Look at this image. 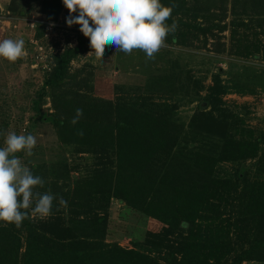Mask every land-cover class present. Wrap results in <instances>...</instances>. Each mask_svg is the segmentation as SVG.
<instances>
[{"label":"trees","instance_id":"obj_1","mask_svg":"<svg viewBox=\"0 0 264 264\" xmlns=\"http://www.w3.org/2000/svg\"><path fill=\"white\" fill-rule=\"evenodd\" d=\"M161 3L173 9L165 21L177 25L166 38L172 45L207 47L210 36L228 27L232 50L238 41L255 40L264 26V0ZM39 4L42 17L53 20L63 0H39ZM23 5L19 0L15 11L25 12ZM227 11L231 14L228 22L224 21ZM79 29L76 44L51 54L31 102L32 119L51 121L69 151L88 152L94 159L85 173L65 170L50 184L45 181L44 187L34 189L43 194L52 187L57 196L48 217H30L20 228L0 222V264H242L264 260V131L245 126L243 117L240 124L239 111L225 106L222 94L229 87L238 89V82L223 81L222 68L207 85L187 73L185 79L194 93L199 95L205 87L206 93L184 124L177 113L182 94H171L172 102H159L134 90L114 98L85 90L83 77L71 62L87 48L88 38ZM252 45L258 47L254 41ZM211 49L221 51L225 44ZM235 52L243 55L240 49ZM171 68L182 75L177 66ZM163 75L151 76L150 85H159ZM46 96L51 108L44 110ZM78 108L83 115L73 124ZM222 160L238 164L220 176L216 165ZM28 167L36 176H48L43 163ZM61 197L66 206L59 204ZM113 198L151 221L142 239L130 238L131 246L106 239ZM182 222L186 226L181 227Z\"/></svg>","mask_w":264,"mask_h":264},{"label":"rangeland","instance_id":"obj_2","mask_svg":"<svg viewBox=\"0 0 264 264\" xmlns=\"http://www.w3.org/2000/svg\"><path fill=\"white\" fill-rule=\"evenodd\" d=\"M18 1L0 0V41L23 39L25 42V55L22 58L15 62L0 58V131H12L18 135L32 134L36 137L34 154L28 157L21 153L19 156L26 166L45 164V173L48 176L46 179L41 178L50 184L54 176L61 175L65 170L76 174L85 173V168L94 159V155L88 152L69 151V147L60 141L51 121L32 119L34 110L31 102L36 98V90L42 84L51 54L76 44V33L80 26L67 25L70 13L64 4L57 18L49 20L39 13V0H22L26 12L22 14L15 11ZM73 15H78V12ZM230 18L231 14L227 11L224 21L228 22ZM230 38V29L227 27L218 32V35L210 36L207 47H184L165 41V46L151 60L142 50L135 49L129 55L116 51L114 46L106 47L103 59H97L94 52L90 53L94 50L90 47L88 38L86 50L71 61L72 68L78 69L83 77L85 90L105 97L114 98L134 90L150 95L155 101L172 102L174 97L171 94H182L177 113L184 124L189 121L200 97L206 93V87L201 89L199 95L194 93L192 84L185 79L187 73L190 72L193 77L200 78L207 85L212 82L213 73L222 68L223 81L238 82V89L229 87L222 94L225 106L234 112L239 111L236 118L240 124L243 117L245 126L264 131V26L257 31L255 40L250 38L243 43L235 42L237 46L232 50L229 49ZM252 41L258 47H253ZM197 42L201 44V39ZM221 42H224L225 49H211ZM235 49H240L243 55L237 54ZM252 51L258 55L254 57ZM174 65L178 67L177 70L181 69V76L173 73L174 69L171 67ZM237 72H240L239 76H236ZM159 74H164L160 77L159 85L156 83L151 86L150 77ZM182 86L184 89H181ZM188 91L190 94H187ZM42 106L44 110L51 108L49 96L45 97ZM229 130L233 131L232 128ZM234 135L238 136L237 133ZM3 146L4 137L0 136V147ZM237 164L231 160H222L216 165V171L223 176L230 173L229 170H233ZM48 190L54 193L52 187ZM110 205L109 233L106 239L118 241L124 246H131L130 238L142 239L151 221L139 212L127 209L116 198L111 200ZM242 264H264V260H246Z\"/></svg>","mask_w":264,"mask_h":264},{"label":"clouds","instance_id":"obj_3","mask_svg":"<svg viewBox=\"0 0 264 264\" xmlns=\"http://www.w3.org/2000/svg\"><path fill=\"white\" fill-rule=\"evenodd\" d=\"M63 4L70 13L67 25L80 26L94 50L90 53L94 52L97 59H103L106 47L111 46L129 55L135 49L142 50L148 59H154L167 36L177 28L175 22L165 23L173 9L161 0H63ZM24 44L23 39L0 41V58L17 61L25 55ZM82 115L83 109H76L72 123L76 124ZM0 136L5 145L0 147V222L20 228L30 217H48L57 196L50 190L43 194L34 191L37 186L44 187L45 181L34 175L18 155L31 157L36 137L12 131H0ZM59 204L66 206L67 201L61 197ZM184 226L186 222L181 223Z\"/></svg>","mask_w":264,"mask_h":264},{"label":"built area","instance_id":"obj_4","mask_svg":"<svg viewBox=\"0 0 264 264\" xmlns=\"http://www.w3.org/2000/svg\"><path fill=\"white\" fill-rule=\"evenodd\" d=\"M38 47H41L40 45Z\"/></svg>","mask_w":264,"mask_h":264}]
</instances>
